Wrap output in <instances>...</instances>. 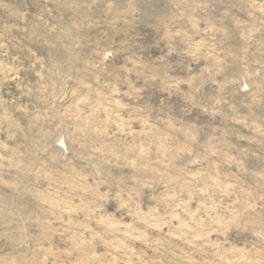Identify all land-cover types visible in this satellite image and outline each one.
<instances>
[{
	"label": "rangeland",
	"instance_id": "obj_1",
	"mask_svg": "<svg viewBox=\"0 0 264 264\" xmlns=\"http://www.w3.org/2000/svg\"><path fill=\"white\" fill-rule=\"evenodd\" d=\"M0 264H264V0H0Z\"/></svg>",
	"mask_w": 264,
	"mask_h": 264
}]
</instances>
